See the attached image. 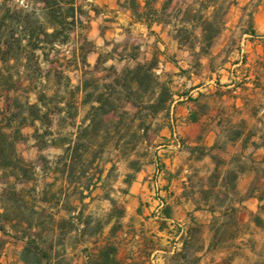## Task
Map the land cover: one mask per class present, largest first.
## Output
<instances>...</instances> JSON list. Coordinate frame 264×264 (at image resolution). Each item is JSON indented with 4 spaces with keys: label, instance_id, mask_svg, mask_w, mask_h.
Returning a JSON list of instances; mask_svg holds the SVG:
<instances>
[{
    "label": "rangeland",
    "instance_id": "374dc122",
    "mask_svg": "<svg viewBox=\"0 0 264 264\" xmlns=\"http://www.w3.org/2000/svg\"><path fill=\"white\" fill-rule=\"evenodd\" d=\"M143 2L75 0L89 30L69 27L64 31L68 43L37 54L51 64H43L44 71L64 76L54 91L66 106L49 126L22 130L18 153L32 181L0 177V190L12 183L26 206L9 214L7 229L0 233V264H22L19 217L34 210L39 217L59 212L64 218L75 207L71 218L81 213V226L69 233L66 223L64 240L59 232L53 239L45 235L49 264H92L96 247L89 235L97 224L103 230L99 240L116 245L119 264H264V0H225L226 6L235 5L210 56L203 58L181 50L162 17L151 31L136 24L132 8ZM167 5L157 0L152 6ZM185 6L196 9L195 0H174L166 15ZM24 11L45 21L42 0H0V55L7 51L6 42L13 43L14 55L26 51L25 45L8 40L12 32L24 37L19 20ZM84 38L96 48L84 55L90 68L81 64ZM150 63L157 65L156 76L168 94L164 100L170 102L168 114L160 113L153 122L148 142L134 152L108 147L103 156L90 155L73 171L56 169V159L86 123L89 108L77 92L82 81L109 84L104 70L122 73ZM0 68L14 73L20 65ZM12 90L17 92L5 94L1 103L7 114L15 97L21 103L25 98L20 87ZM125 110L134 113L130 106ZM133 135L125 134V142ZM101 174L102 182L91 187ZM81 189L87 198L83 207ZM51 198L59 202L47 206Z\"/></svg>",
    "mask_w": 264,
    "mask_h": 264
},
{
    "label": "trees",
    "instance_id": "16d2710c",
    "mask_svg": "<svg viewBox=\"0 0 264 264\" xmlns=\"http://www.w3.org/2000/svg\"><path fill=\"white\" fill-rule=\"evenodd\" d=\"M156 1L144 0L142 4H137L132 8L135 23L151 31L162 17L166 20L165 24L172 29V39L177 46L196 58L210 56L215 41L225 29V17L230 7L235 5L233 2L226 6L225 0H195L196 9L193 6H185V10L180 9L176 14L167 16L166 8L174 0H166L167 7L160 9L153 8L152 5ZM42 3L45 21L40 19L36 13L25 14L24 11L20 14L23 17L19 19L24 27L22 29L24 37L19 35L16 37L12 32L13 35L11 33L8 39H12L20 48L25 45L26 51L14 55L13 43L6 42L7 51L0 55V65L10 63L20 65V69H15L14 73L3 72L0 68V177L9 182H20L23 178L27 181L32 179L30 178L32 176L26 172L25 163L18 153V145L23 141L22 130L25 127L34 128L36 124L49 126L51 118L61 116L66 106L63 102H58L59 95L54 91V86H61L64 76L58 74L56 70L44 71L43 64H51L47 58L43 61L37 54L44 53L46 47H59V45L68 43L70 36H66L64 31H67L69 27L89 30V27L85 28L81 21L83 14L76 6L75 0H42ZM95 50V46L84 38L80 48L81 64L84 68H90L84 55ZM34 59L36 60L35 66L32 65ZM156 69L157 65L150 63L139 64L135 69H127L122 73H117L112 68L109 71L104 70L111 78L109 84H102L101 81V84H98L94 80L90 83L84 79L77 92L83 95V105L89 108L86 123L79 127L75 141L69 144L62 151L61 156L56 159V169L62 167L64 170L73 171V168L84 163V159L88 156H103L108 147H114L120 152L131 148L134 152L139 145L146 144L153 122L160 113L168 114L166 103L170 102L164 100L168 96L167 90L159 82ZM15 80L17 81L15 85L11 84ZM16 87H20L18 91L24 95V102L21 103V98L15 97V103L12 101L14 107L8 108L9 113L7 114L2 110L1 103L7 99L5 94L17 92L12 90ZM127 106L134 110L133 114L125 110ZM111 115L117 120L107 122L106 119ZM29 122L31 124L28 125ZM132 131L134 135L125 142V134ZM138 171L139 168L136 173ZM101 182L102 174L91 187L96 188ZM6 185V190H0V201L5 202L0 207V233H4L7 229L9 214L26 207L17 198L13 184ZM85 192L90 193V188ZM79 195L78 202L80 207L81 205L83 207V201L87 198H84L82 189ZM58 202L57 198H51L46 205ZM13 206L15 209L11 208ZM77 211V207L68 208L64 218L59 212L51 213L49 218L39 217L34 210L27 218L19 217L16 223L23 230L24 243L20 254L21 263L49 264L51 257L45 249L47 246L45 235L47 239L49 237L53 239L59 232L60 239H65L66 235L63 231H65L66 223L70 226L69 233L75 231L76 226H81V213L78 218H71ZM89 227L90 223L86 225V228ZM78 233L81 234V232ZM102 235L103 230L99 224L90 232L89 238L94 241L96 247L95 254L89 258L90 262L92 264H119L116 258V245L106 239L100 241L99 238ZM82 236L85 237L84 234H81Z\"/></svg>",
    "mask_w": 264,
    "mask_h": 264
},
{
    "label": "crops",
    "instance_id": "0c3cea01",
    "mask_svg": "<svg viewBox=\"0 0 264 264\" xmlns=\"http://www.w3.org/2000/svg\"><path fill=\"white\" fill-rule=\"evenodd\" d=\"M156 254H158V252H154V254H153V255H156ZM127 263L129 264V263H130V261H127Z\"/></svg>",
    "mask_w": 264,
    "mask_h": 264
}]
</instances>
